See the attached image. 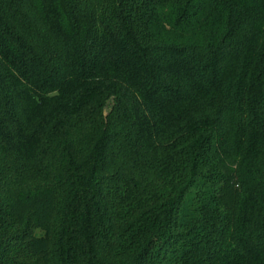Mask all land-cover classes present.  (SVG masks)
<instances>
[{
    "label": "trees",
    "instance_id": "16d2710c",
    "mask_svg": "<svg viewBox=\"0 0 264 264\" xmlns=\"http://www.w3.org/2000/svg\"><path fill=\"white\" fill-rule=\"evenodd\" d=\"M0 264H264V0H0Z\"/></svg>",
    "mask_w": 264,
    "mask_h": 264
}]
</instances>
